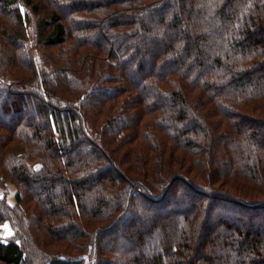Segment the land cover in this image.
<instances>
[{"label": "trees", "instance_id": "16d2710c", "mask_svg": "<svg viewBox=\"0 0 264 264\" xmlns=\"http://www.w3.org/2000/svg\"><path fill=\"white\" fill-rule=\"evenodd\" d=\"M0 39V264H264V0H0Z\"/></svg>", "mask_w": 264, "mask_h": 264}, {"label": "rangeland", "instance_id": "374dc122", "mask_svg": "<svg viewBox=\"0 0 264 264\" xmlns=\"http://www.w3.org/2000/svg\"><path fill=\"white\" fill-rule=\"evenodd\" d=\"M7 55H8V53H6V56ZM10 57L13 58L12 54H11ZM18 59H19V57H18ZM0 61H1V59H0ZM33 106H35V104H32L31 103V105H28V107L25 108L24 112L22 113L23 114V118H22L23 120H27V118H29V116L32 117V114H33L32 112L34 110L33 109ZM12 116H13V118H12ZM12 116H9V118H7V119H1L0 122H4L3 125L4 126L6 125L5 126L6 128H8V127L11 128V126H8V124L15 122V119H14L15 116L13 114H12ZM19 117H21V116L19 115ZM21 134H22V129H20L19 131H17V137H21ZM81 151H82V147L79 148L78 152H81ZM177 185H180V184H177ZM35 187H36L35 185H32V187L30 188V192L34 191L35 190ZM28 190H29V188H28ZM17 192H18V186H17L16 183H14L12 181L0 182V199L4 200V202L9 207L15 206V204H16L15 194ZM168 203H170V199H166L162 203V206L161 205L160 206L161 207H165V205L168 204ZM162 210H164V209H161L160 211H162ZM257 213L260 214V211H257ZM254 218H255L254 216L251 217V219H254ZM114 229H112L110 231H107L105 234H103L104 235V238H103V241L101 243L102 244V247H106V246L112 245L111 244V240L114 238V237H112L115 234ZM13 234H14V229H13L11 223L9 222V220H5V221H3V222L0 223V240L8 239Z\"/></svg>", "mask_w": 264, "mask_h": 264}]
</instances>
